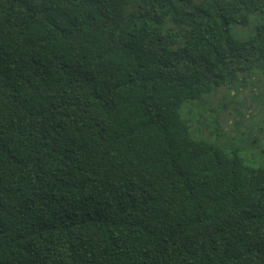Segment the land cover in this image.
<instances>
[{"label": "trees", "instance_id": "16d2710c", "mask_svg": "<svg viewBox=\"0 0 264 264\" xmlns=\"http://www.w3.org/2000/svg\"><path fill=\"white\" fill-rule=\"evenodd\" d=\"M261 62L264 0H0V264H264V169L191 126Z\"/></svg>", "mask_w": 264, "mask_h": 264}, {"label": "rangeland", "instance_id": "374dc122", "mask_svg": "<svg viewBox=\"0 0 264 264\" xmlns=\"http://www.w3.org/2000/svg\"><path fill=\"white\" fill-rule=\"evenodd\" d=\"M255 22L256 19L251 17L247 26L232 28L231 32L246 36L252 32ZM255 77L260 79L258 84L248 82L250 86L254 83V90L261 97L264 94V63L255 66ZM253 99L248 89L242 86L236 90L220 87L201 98L191 126L196 137L214 142L226 151L237 150L248 164L264 169V104L261 105L259 98L255 102L251 101ZM233 108L243 113V117L232 113Z\"/></svg>", "mask_w": 264, "mask_h": 264}]
</instances>
